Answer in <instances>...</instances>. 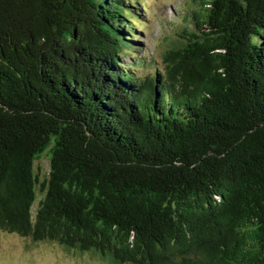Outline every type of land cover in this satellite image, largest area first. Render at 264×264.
Wrapping results in <instances>:
<instances>
[{
    "label": "trees",
    "instance_id": "16d2710c",
    "mask_svg": "<svg viewBox=\"0 0 264 264\" xmlns=\"http://www.w3.org/2000/svg\"><path fill=\"white\" fill-rule=\"evenodd\" d=\"M134 1L0 0V232L264 264V0H190L147 76Z\"/></svg>",
    "mask_w": 264,
    "mask_h": 264
},
{
    "label": "rangeland",
    "instance_id": "374dc122",
    "mask_svg": "<svg viewBox=\"0 0 264 264\" xmlns=\"http://www.w3.org/2000/svg\"><path fill=\"white\" fill-rule=\"evenodd\" d=\"M190 0H136L141 28H135L141 36L136 39L142 44L138 57L145 59L142 66L136 67V75H148L156 68H163L161 55L171 43L177 28L173 23H182V16ZM143 7L147 10L143 11ZM124 62H130L125 57ZM36 170L45 175L48 171V157L43 154L34 162ZM35 209V208H34ZM0 264H106L96 256L80 255L67 251L50 242H35L16 234L0 232Z\"/></svg>",
    "mask_w": 264,
    "mask_h": 264
}]
</instances>
